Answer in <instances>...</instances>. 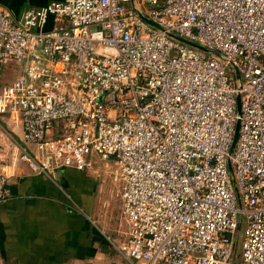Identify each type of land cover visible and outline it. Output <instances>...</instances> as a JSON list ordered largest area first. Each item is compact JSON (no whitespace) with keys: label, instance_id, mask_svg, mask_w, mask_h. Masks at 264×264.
<instances>
[{"label":"built area","instance_id":"built-area-1","mask_svg":"<svg viewBox=\"0 0 264 264\" xmlns=\"http://www.w3.org/2000/svg\"><path fill=\"white\" fill-rule=\"evenodd\" d=\"M0 59L22 64L0 116L35 147L19 155L33 172L113 160L125 264H264V0L1 9Z\"/></svg>","mask_w":264,"mask_h":264},{"label":"crops","instance_id":"crops-1","mask_svg":"<svg viewBox=\"0 0 264 264\" xmlns=\"http://www.w3.org/2000/svg\"><path fill=\"white\" fill-rule=\"evenodd\" d=\"M51 1L0 0V10L18 17L28 7ZM50 27L51 19L46 25ZM21 68V63L0 59V92L19 76ZM21 146L35 152L32 144L23 142L20 124L8 114L1 115L0 171L7 175L10 196L0 202V264H125L114 246L126 237L107 242L101 236L105 229L98 214L106 201L101 173L113 160L91 154L89 170L60 167L52 176H45L19 159ZM111 182L125 217L123 182Z\"/></svg>","mask_w":264,"mask_h":264},{"label":"rangeland","instance_id":"rangeland-1","mask_svg":"<svg viewBox=\"0 0 264 264\" xmlns=\"http://www.w3.org/2000/svg\"><path fill=\"white\" fill-rule=\"evenodd\" d=\"M113 165V166H112ZM109 165V169H100L101 177L105 185L106 191L104 196L106 201L102 202L103 205L100 206L98 210L99 219L104 226V233L101 236L109 242L110 239L122 240L127 236L128 224L125 218L121 214L120 200L118 196V191L113 188L111 180L113 179L118 185L117 180L119 179L117 169L115 164ZM107 172V173H106ZM116 179V180H115ZM116 184V185H117ZM126 235V236H125Z\"/></svg>","mask_w":264,"mask_h":264},{"label":"water","instance_id":"water-1","mask_svg":"<svg viewBox=\"0 0 264 264\" xmlns=\"http://www.w3.org/2000/svg\"><path fill=\"white\" fill-rule=\"evenodd\" d=\"M171 37L183 42V43H186L188 45H191V46H194V47H197V48H200V49H204L203 47L193 43V42H190L186 39H183L181 37H178L174 34H169ZM237 110H238V113H239V96H237ZM238 129H239V120L236 121V124H235V128H234V134H233V138H232V143L230 145V148H229V152L231 153L232 152V149L235 145V142L237 140V137H238ZM229 170L231 171V167L229 166Z\"/></svg>","mask_w":264,"mask_h":264}]
</instances>
